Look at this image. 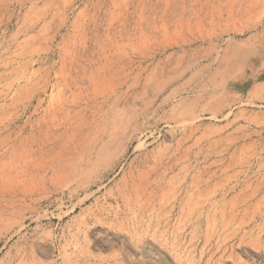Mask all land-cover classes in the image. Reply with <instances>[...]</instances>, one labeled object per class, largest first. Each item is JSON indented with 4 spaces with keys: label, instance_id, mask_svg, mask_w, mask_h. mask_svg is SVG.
Instances as JSON below:
<instances>
[{
    "label": "rangeland",
    "instance_id": "1",
    "mask_svg": "<svg viewBox=\"0 0 264 264\" xmlns=\"http://www.w3.org/2000/svg\"><path fill=\"white\" fill-rule=\"evenodd\" d=\"M0 264H264V0H0Z\"/></svg>",
    "mask_w": 264,
    "mask_h": 264
}]
</instances>
